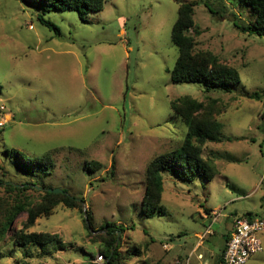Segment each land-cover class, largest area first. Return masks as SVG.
Instances as JSON below:
<instances>
[{
  "label": "rangeland",
  "instance_id": "374dc122",
  "mask_svg": "<svg viewBox=\"0 0 264 264\" xmlns=\"http://www.w3.org/2000/svg\"><path fill=\"white\" fill-rule=\"evenodd\" d=\"M177 1L198 2L194 52H209L238 72L240 82L231 93L171 82L177 50L170 33ZM203 3L223 17L211 15ZM40 14L29 2L0 0V180L16 187L34 184L23 193L32 204L45 189L66 191L83 203L80 210L58 205L27 230L57 235L61 250L48 245L47 254L37 257L40 248H33L35 257L24 259L9 243L0 264H91L103 248L98 237L106 222L124 230L117 264H142L134 251L143 250L148 236L160 248L169 237L190 245L199 232L204 248L218 255L231 219L260 218L264 95L258 100L248 96L264 90V37L242 34L234 25H250V9L239 0H107L86 22L74 12L46 13L58 35L39 23ZM182 96L210 97L222 108L216 119L223 139L202 149L217 174L208 182L201 177L179 181L163 173L166 215L147 219L140 213L146 166L181 146L186 126L170 102ZM5 149L27 159L48 155L50 173L26 176ZM89 162L100 167L88 171ZM15 197L0 187V206ZM209 211L210 227L200 218ZM84 212L91 214L90 228ZM25 216L19 215L12 227L19 229ZM262 250L253 264H264V244Z\"/></svg>",
  "mask_w": 264,
  "mask_h": 264
},
{
  "label": "trees",
  "instance_id": "16d2710c",
  "mask_svg": "<svg viewBox=\"0 0 264 264\" xmlns=\"http://www.w3.org/2000/svg\"><path fill=\"white\" fill-rule=\"evenodd\" d=\"M22 1L36 5L41 10V14L37 16L39 23L58 35L59 29L44 18L46 13L51 11L74 12L81 21L86 22L91 14L103 10L107 0ZM203 4L211 15L223 17L221 11L213 9L207 3ZM239 4L251 10L254 20L250 25L243 27H238L235 23V27L242 34L264 37V0H239ZM196 5H198L197 1L178 2L177 18L170 33L171 42L177 50V58L171 71V82L174 84L197 83L202 85L207 93L215 89L231 93V89L240 82L238 72L234 68L220 63L209 52H194V36L199 35L193 21ZM191 32L193 35L190 34ZM262 94L264 95V90L248 97L258 100ZM170 109L186 126V133L179 148L154 157L146 166L140 213L147 219L166 215V209L161 202L163 173L168 172L179 181H192L196 177H201L208 182L212 181L217 174L214 167L202 157V149L208 142L220 143L223 139V126L216 119L222 112V108L210 97L197 101L188 96H182L170 102ZM4 153L15 161L18 169L32 178L37 175L47 176L53 165L52 159L48 155L27 159L15 150L5 149ZM99 167L94 162L85 164V169L88 171ZM1 186L9 192H15L16 197L10 204H6L4 207L0 206V257L4 256L3 247L9 243L22 252L24 259L35 257L30 252V249L33 248H40L41 252L37 257L47 254L45 248L48 245H57L61 250L63 247L57 235L28 232L27 230L34 226L37 219L52 215L58 205H63L67 209L80 210L83 201L68 195L66 191L52 194L45 189L41 190L43 194L39 200L32 204L30 196L23 195V193L33 190L34 184L26 183L16 187L14 184L0 180ZM21 214L26 215L25 219L19 229H14L13 221ZM250 217L251 215H247V218ZM91 221V214L87 212L83 216V222L87 228L91 227ZM100 232L98 243L103 248L99 249V255L105 259V264H117L116 257L120 247L119 233H123L124 230L115 224L106 222L101 225ZM139 252L140 250L135 247L134 253L139 254Z\"/></svg>",
  "mask_w": 264,
  "mask_h": 264
},
{
  "label": "crops",
  "instance_id": "0c3cea01",
  "mask_svg": "<svg viewBox=\"0 0 264 264\" xmlns=\"http://www.w3.org/2000/svg\"><path fill=\"white\" fill-rule=\"evenodd\" d=\"M210 214L211 211L205 214V218L200 217L204 222L206 221L209 223V227L213 222H211L209 218ZM213 215L217 216V213L213 212ZM259 217L260 219L264 218V209L261 210ZM232 223L233 220L231 219L229 226L222 234L223 242L218 251V255L213 252L212 248H204L205 242L202 233L196 232L194 233L196 241L190 245L187 243L181 244L180 240L169 237L165 242L159 243L160 248L155 246V239L148 236L147 240L144 241L143 250H140L139 254H136V256L140 258L142 264H221L222 253L232 231ZM144 233L146 234V232ZM180 235L181 233L176 234V237H180ZM260 239L263 245L264 235L260 236ZM159 249H161V251H159ZM256 257V255L251 257L246 264H253V262L259 260ZM91 264H93V262Z\"/></svg>",
  "mask_w": 264,
  "mask_h": 264
},
{
  "label": "built area",
  "instance_id": "2783aa9c",
  "mask_svg": "<svg viewBox=\"0 0 264 264\" xmlns=\"http://www.w3.org/2000/svg\"><path fill=\"white\" fill-rule=\"evenodd\" d=\"M3 122L0 123V126ZM264 235V218L253 216L243 220L235 219L232 231L222 253L221 264H246L247 261L262 252L260 236ZM105 259L97 255L93 264H104Z\"/></svg>",
  "mask_w": 264,
  "mask_h": 264
},
{
  "label": "water",
  "instance_id": "95a60500",
  "mask_svg": "<svg viewBox=\"0 0 264 264\" xmlns=\"http://www.w3.org/2000/svg\"><path fill=\"white\" fill-rule=\"evenodd\" d=\"M46 191L52 194H59L62 192L61 190L58 189H46ZM84 216H85V212H84Z\"/></svg>",
  "mask_w": 264,
  "mask_h": 264
}]
</instances>
